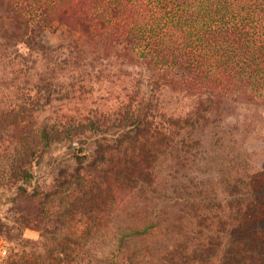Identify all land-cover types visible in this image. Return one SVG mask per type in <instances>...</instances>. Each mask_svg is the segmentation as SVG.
Masks as SVG:
<instances>
[{
	"label": "trees",
	"instance_id": "obj_1",
	"mask_svg": "<svg viewBox=\"0 0 264 264\" xmlns=\"http://www.w3.org/2000/svg\"><path fill=\"white\" fill-rule=\"evenodd\" d=\"M0 58L32 82L14 101L0 89L15 188V216L0 217V235L32 244L2 264H264V235L251 223L256 198L233 191L223 205L179 180L167 192L156 172L163 152L180 162L199 144L194 133L178 135L195 131L216 104L264 105V0H0ZM129 64L150 71L148 85L171 84L203 99L163 123L141 92L125 93L108 112L36 118L54 99L92 91L104 70ZM58 149L64 154L51 181L33 184L36 166ZM162 201L185 215L165 223ZM122 213L138 223L116 225ZM24 228L38 238L24 239ZM157 233L168 237L163 249L151 242Z\"/></svg>",
	"mask_w": 264,
	"mask_h": 264
},
{
	"label": "rangeland",
	"instance_id": "obj_2",
	"mask_svg": "<svg viewBox=\"0 0 264 264\" xmlns=\"http://www.w3.org/2000/svg\"><path fill=\"white\" fill-rule=\"evenodd\" d=\"M48 40L53 45L60 43L56 35H50ZM120 70H104L101 79L92 85V91L87 87V92H73L68 97L54 99L37 113L36 118L40 122H50L62 117H78L95 109L108 112L119 104L125 93L141 92L146 97H152L157 107V120L163 123L164 118L187 116L203 99L190 89L171 84L148 85L150 71L145 66L129 64ZM138 78L144 82L136 86ZM0 89L4 100L14 101L23 91H31L32 82L24 79L22 70L13 71L8 66V60L0 58ZM213 109L206 119L199 122L195 131L178 135L186 137L194 133V138L199 140L196 146L183 149L186 151L182 161H175L169 151L160 155L156 162L158 187L168 192V187L179 180L186 183L188 190L196 197L202 196L223 205L233 191L244 192L246 196L258 200L251 223L257 233L264 235V105L246 100H227L216 104ZM12 132L17 133L11 129L6 133L9 135ZM6 138L7 135L0 132V217L11 218L15 216L10 201L15 188L8 181V155L14 142L9 144ZM52 152L45 155L36 166L33 184H48L51 181L54 163L64 154L62 149ZM162 204V211L157 208V212L165 223L172 216L180 213L185 215L184 211L168 207L166 201H162ZM114 223L118 226L136 225L138 220L122 213L115 218ZM38 236L35 229H23L24 239L35 240ZM151 242L163 249L169 240L165 233H157L151 236ZM31 245L30 242L8 240L4 234L0 235V264L10 255L28 252Z\"/></svg>",
	"mask_w": 264,
	"mask_h": 264
},
{
	"label": "built area",
	"instance_id": "obj_3",
	"mask_svg": "<svg viewBox=\"0 0 264 264\" xmlns=\"http://www.w3.org/2000/svg\"><path fill=\"white\" fill-rule=\"evenodd\" d=\"M1 251H2V249H1ZM3 252H5V249H3Z\"/></svg>",
	"mask_w": 264,
	"mask_h": 264
}]
</instances>
